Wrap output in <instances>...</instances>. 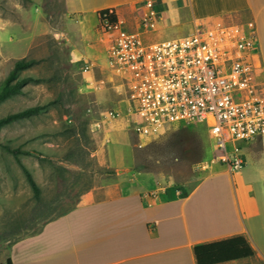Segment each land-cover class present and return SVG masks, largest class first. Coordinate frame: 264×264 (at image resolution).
<instances>
[{"label":"rangeland","instance_id":"1","mask_svg":"<svg viewBox=\"0 0 264 264\" xmlns=\"http://www.w3.org/2000/svg\"><path fill=\"white\" fill-rule=\"evenodd\" d=\"M188 28V23L179 24L160 37L180 35ZM102 33L92 14L84 21L76 18L64 0H0V84L14 61L23 57L41 59L29 72L47 77L1 101L0 117L55 101L35 116L0 128V262L12 253L18 264H25L27 236L55 213L78 204L85 193L103 196L109 184L123 190L186 191L226 166L204 121L164 124L147 135L131 126L125 145H109L98 123L117 93L108 81L101 82V74L89 76L83 67L85 62L95 67L104 62ZM4 145L34 149L16 152L41 189L38 200ZM244 167L232 170L235 182H253L255 190H263V156H252ZM36 242L31 258L41 250V239Z\"/></svg>","mask_w":264,"mask_h":264},{"label":"crops","instance_id":"2","mask_svg":"<svg viewBox=\"0 0 264 264\" xmlns=\"http://www.w3.org/2000/svg\"><path fill=\"white\" fill-rule=\"evenodd\" d=\"M144 1L64 3L70 15L84 21L92 14L97 23L100 10L110 8L124 27L142 32L145 39H163L160 36L168 35L167 30L186 23L190 28L170 38L218 25L235 24L252 31L255 76L264 89V0H154L160 13L154 30L139 24ZM101 64L94 66L89 76L101 74L106 81L107 70L104 62ZM110 90L117 93L109 101L115 115L108 118L104 114L98 124L109 145L116 148L125 145L131 128L129 101L114 88ZM242 153L246 161L252 156L264 158V137L243 143ZM261 175L264 177V171ZM235 181L232 169L225 166L206 174L186 191L123 190L119 184H109L103 196L85 193L73 208L27 236L25 264H198L195 245L237 235L245 238L252 254L209 264H264V189L255 190L253 182L247 186L243 180ZM38 238L41 250L31 258L28 255ZM9 257L12 264H18L12 253Z\"/></svg>","mask_w":264,"mask_h":264},{"label":"built area","instance_id":"3","mask_svg":"<svg viewBox=\"0 0 264 264\" xmlns=\"http://www.w3.org/2000/svg\"><path fill=\"white\" fill-rule=\"evenodd\" d=\"M113 15L110 8L98 14L106 34V81L129 101L134 132L147 135L164 124L204 121L221 161L229 169H242V144L264 137V89L252 60L254 33L233 24L145 39ZM159 19L155 1L145 0L139 24L154 30ZM83 67L91 71L94 64ZM114 115L110 110L106 117Z\"/></svg>","mask_w":264,"mask_h":264},{"label":"trees","instance_id":"4","mask_svg":"<svg viewBox=\"0 0 264 264\" xmlns=\"http://www.w3.org/2000/svg\"><path fill=\"white\" fill-rule=\"evenodd\" d=\"M105 9H101V10H105ZM40 62L41 59L35 57H30V58L23 57L15 60L12 68L9 70L3 82L0 84V102L5 100L6 98L12 97L15 94L21 93L23 88L29 83H38L47 80L46 76L37 75L35 73L29 72L30 69H33ZM53 104H55V101L50 100L45 103H38L23 107L17 111L9 112L0 117V128L13 121L35 116L40 112L44 111L49 105H53ZM4 146L8 151L12 152L13 155L16 157V161L18 165L21 167L25 175V178L32 190L33 197L38 200L40 198L41 189L36 183L35 179L33 178L30 170L20 160L16 152V151H20L23 153H29V152H33L34 149H19V148L17 149L9 145H4ZM73 207L74 206H71L63 210L62 212L55 213V215L49 218L48 220H51L67 212ZM194 252L198 264H209V263L224 261L232 258L247 256L252 254L253 251L249 247L245 238L241 235H237L213 242L197 244L194 246ZM0 264H12L10 257L8 256L5 259V262H0Z\"/></svg>","mask_w":264,"mask_h":264}]
</instances>
